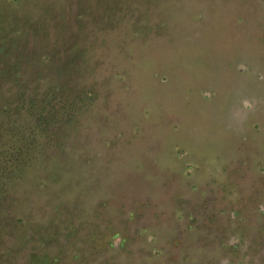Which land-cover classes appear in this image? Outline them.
<instances>
[{
    "label": "rangeland",
    "instance_id": "374dc122",
    "mask_svg": "<svg viewBox=\"0 0 264 264\" xmlns=\"http://www.w3.org/2000/svg\"><path fill=\"white\" fill-rule=\"evenodd\" d=\"M0 264H264V0H0Z\"/></svg>",
    "mask_w": 264,
    "mask_h": 264
}]
</instances>
